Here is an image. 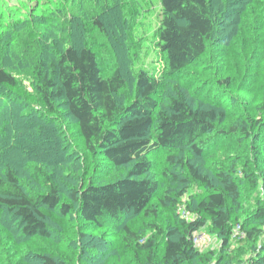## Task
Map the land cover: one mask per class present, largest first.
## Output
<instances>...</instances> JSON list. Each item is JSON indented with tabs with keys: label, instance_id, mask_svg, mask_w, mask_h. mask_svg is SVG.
Here are the masks:
<instances>
[{
	"label": "trees",
	"instance_id": "obj_1",
	"mask_svg": "<svg viewBox=\"0 0 264 264\" xmlns=\"http://www.w3.org/2000/svg\"><path fill=\"white\" fill-rule=\"evenodd\" d=\"M3 1L7 0H0ZM81 1L82 4L74 7L70 0H60V3L48 0V4L41 5L40 12L28 13L26 18L11 20L20 29V34L14 35L11 31L7 37L11 36L12 41L9 43L17 47L19 52L26 57L31 56L28 72L33 78L36 94L49 113L63 118L59 106L66 109L65 114L77 125L86 153L105 158L112 168L122 169L125 174L109 178L103 183L91 181L86 186L73 188L68 193L73 203H69L62 200V189L56 173L46 168L45 163L33 162L28 165L25 177L13 166H6L0 172V218L11 214L12 221L17 224L8 222L0 229V264L5 262L3 251L19 245L16 243L20 240L49 238L50 230L43 207L58 208L63 215H69L73 213L76 204L80 217L86 222H93L101 228L122 225L124 242L136 252H148L147 264H187L200 257L199 250L194 247L195 233L207 226L219 234L225 244L230 241L236 223L246 234V238L241 241L250 243L263 238L264 205L256 206L249 216L242 218V180L237 174L236 162L228 168L221 166L215 175L218 183L214 184L208 173L184 156L175 154L176 151L182 152L187 148L196 157H203L206 141L215 138H211L212 134L235 135L242 131L250 136L248 120L243 122L241 128L232 124L228 131L217 129V123L222 122L225 113L215 107H193L185 91L178 87L172 89L174 91L170 92L162 107L158 95L163 93V83L145 70L136 74L134 98L125 103L119 96L126 82L121 69L118 67L110 74L103 75L97 52L73 41L75 24H79L83 31L89 30L90 22L104 33L117 30L116 25L106 23L103 12L99 11L97 16H89L83 5L85 0ZM22 3H25L24 7H29L28 3ZM231 3V0H160L164 15L158 33V44L165 54L166 74L181 75L206 53L219 29L214 5L219 4L221 8L228 9ZM19 4L8 6L10 8L7 12H1V17L3 13L10 15V11H14ZM252 7L259 12L251 10L252 14L246 16L250 17L254 25L262 28L264 0H256ZM230 11L235 14V21L242 22L244 11ZM11 18L13 19L12 15ZM37 20L46 28L35 37L27 29H33ZM4 28L7 29L6 26ZM243 30L248 32L249 29L245 26ZM120 39L117 34L114 40L118 42ZM1 47V53L8 51V48ZM0 87H19V78L2 66ZM258 124H262V121ZM155 149L168 152V163L186 169L208 191L197 200L194 207H189L196 219H179L167 232L157 223L149 224L148 227L155 230V233L144 240L145 234L132 229L126 224L125 218L130 215L149 216L157 213L153 199L160 186L158 180L149 175L153 165L150 155ZM260 155L261 151L258 150L257 156ZM252 176L248 174L247 180H251ZM173 177L179 179L176 174ZM186 180L184 178L183 182ZM186 191L187 188L184 187L176 196L169 194L158 200L163 205L170 203L173 207H178L179 199ZM156 236L165 238L162 246L164 253L160 261H156L154 250ZM262 247L250 257L252 264H264V246ZM36 258L40 264H58L51 255L37 253ZM205 258L211 261L212 255Z\"/></svg>",
	"mask_w": 264,
	"mask_h": 264
},
{
	"label": "rangeland",
	"instance_id": "obj_2",
	"mask_svg": "<svg viewBox=\"0 0 264 264\" xmlns=\"http://www.w3.org/2000/svg\"><path fill=\"white\" fill-rule=\"evenodd\" d=\"M70 1L74 7L82 4L81 0ZM255 1L231 0L228 9L215 4L218 32L206 53L179 76L166 74L165 54L158 44L164 15L160 0H85L83 5L89 16L103 12L106 23L116 25L117 30L104 33L92 22L86 31L80 29L79 24L73 26V41L97 52L103 75L110 74L118 67L121 69L126 82L119 96L125 103L134 98L136 74L145 70L163 83V93L158 95L162 107L170 92L174 91L172 89L178 87L185 91L193 107H215L225 113L222 122L217 123V129L228 131L232 124L241 128L243 122L248 120L250 136L242 131L235 135L212 134L211 138H215L206 141L203 157H196L187 148L175 152L208 173L214 184L218 183L215 179L217 170L221 166L231 167L236 162L237 174L242 180V218L249 216L256 206L264 205V25L258 28L246 16L251 15L253 10L259 12L252 7ZM22 2L28 3L29 7H24L25 3ZM53 2L60 3V0ZM18 4L19 7L10 11V15H0V49L1 46L8 48L4 53L0 51V66L6 67L19 78L17 89L0 87V172L10 165L25 177L28 165L33 162L45 163L46 168L56 173L62 189V200L73 203L68 196L73 188L86 186L91 181L103 183L109 178L125 174V171L112 168L105 158L86 153L77 125L65 114L66 109L59 106L64 117L57 118L41 103L28 72L31 56L26 57L17 47H13L9 43L12 41L11 36H7L11 31L14 35L20 34V29L11 20L40 12L41 5L48 4V0L3 1L0 2V14L5 10L7 12L11 5ZM230 10L233 13L244 11L242 22L235 21V14ZM35 23L33 29L27 30L36 37L45 31L46 26L39 24L38 20ZM245 26L248 32L243 30ZM117 34L121 38L118 42L114 40ZM259 121L262 124H258ZM256 150L261 151L260 156H257ZM168 155L161 149L153 150L150 155L153 165L149 175L154 176L160 186L153 199L156 215L137 214L125 218L127 225L145 234L144 240L155 233L148 227L149 224L157 223L167 232L179 219H196L189 207H194L197 200L208 191L186 169L168 163ZM174 174L179 179H175ZM248 174L253 175L251 180H247ZM184 178L187 180L183 182ZM184 187L187 191L180 197L178 207L159 202L158 198L169 194L176 196ZM42 210L49 225V238L20 240L16 243L19 245L3 251V264H40L37 253L51 255L58 264H147L148 252H136L124 242L122 225L101 228L93 222H86L80 217L76 204L69 215H63L58 208L43 207ZM12 220L11 214L1 216L0 229L8 222L16 225L17 222ZM237 225L232 229L233 235L228 244L210 226L197 231L194 247L199 250L200 257L187 264H252L250 257L263 248L264 237L250 243L241 241L246 238V234L242 229L238 233ZM164 239L163 236H156V261H160L164 253ZM210 255L212 260L208 261L205 256Z\"/></svg>",
	"mask_w": 264,
	"mask_h": 264
},
{
	"label": "built area",
	"instance_id": "obj_3",
	"mask_svg": "<svg viewBox=\"0 0 264 264\" xmlns=\"http://www.w3.org/2000/svg\"><path fill=\"white\" fill-rule=\"evenodd\" d=\"M236 230L238 231V233L240 232V230H241V226L240 225H237V228H236Z\"/></svg>",
	"mask_w": 264,
	"mask_h": 264
}]
</instances>
